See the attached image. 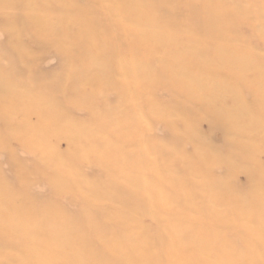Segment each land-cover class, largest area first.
Segmentation results:
<instances>
[{
    "label": "rangeland",
    "instance_id": "374dc122",
    "mask_svg": "<svg viewBox=\"0 0 264 264\" xmlns=\"http://www.w3.org/2000/svg\"><path fill=\"white\" fill-rule=\"evenodd\" d=\"M227 1L252 12L228 32L232 56L252 72L201 99L156 79L171 71L163 58L191 59L181 52L203 41L196 29L164 33L174 39L165 50L128 51L120 19L135 11L112 14L108 1L36 0L0 12V225L30 237L0 234V264H264V22L250 8L264 0ZM31 12L62 42L34 36ZM78 28L91 31L87 41ZM108 53L144 68L124 74ZM89 57L105 69H88ZM143 72L152 79L137 82ZM225 114L235 130L216 120ZM42 240L53 258L24 257Z\"/></svg>",
    "mask_w": 264,
    "mask_h": 264
},
{
    "label": "bare ground",
    "instance_id": "6f19581e",
    "mask_svg": "<svg viewBox=\"0 0 264 264\" xmlns=\"http://www.w3.org/2000/svg\"><path fill=\"white\" fill-rule=\"evenodd\" d=\"M35 1L36 0H0V12L6 17H8L10 12H7L6 7H30L32 6V3H35ZM93 1H97L101 5L103 4V7H107L105 5V2H111V5L108 6V9H110L112 14H117V12L119 11L116 7L125 9L128 13L132 10L135 11V18L133 20L124 17L120 19L117 15H114V19L119 25L121 24V22L118 19H120L121 21H127L126 25H120L118 38L120 39V41L132 46L128 48V51H138L142 48L146 49L147 51L156 49L165 50L168 46L170 47V42L174 41V39H164L162 38V35L164 33L170 34L174 32L173 30L180 29L182 27L193 28L196 29L199 33L203 34L204 37L201 43H197L196 41L191 40L190 46H188V44L183 47L184 50L182 51H184V54L182 52L181 54L191 58L189 61L186 62L183 59L177 60L175 58H167L166 60V58H163V60H161L160 62L161 68V63L164 64V62L167 61V66L169 67V69H171V71L165 72L166 74L163 71L158 72L156 75V79H164L163 81H165L167 84H170L172 88H176L174 91H176L177 93H185V96L190 99H201L202 97L211 98L216 93L221 92L224 87L233 89L232 87L235 86V82L238 83L240 81H243V79L245 80L247 78L249 72L246 73L244 71V68H248L247 66H250V64L246 62L243 57L235 58V56H232V54L235 53V48L230 43L231 40H229L228 38L230 33L228 32L235 26L236 22L239 23L241 21L245 23V21L251 18L249 14H251L252 12L249 8L243 9V7L239 6L238 3H233L227 0H199L198 3H196L195 0ZM260 1L262 2V0ZM50 3H53V1H50ZM112 3H114V6H112ZM257 3L263 4L260 2ZM178 6L182 8L179 9ZM251 6L253 7L250 8L254 9L253 13H255V15H260L262 17L261 20L264 22V6L260 5V9H258L257 5L254 4ZM62 9L63 8H61V10ZM73 10L77 14L75 13V15H72L71 17H75L79 14V7L75 6ZM178 11L181 12L182 17V21L180 24L175 21V17L177 18V16H174L177 14L176 12ZM234 17L235 22L233 21ZM28 18V27L30 25L29 29L33 31L34 36L37 35L38 37H45L54 42V44L62 42L61 40L59 42V40L57 39L58 34H56L53 27L44 24L43 20L46 19V16L44 14L39 15L34 12H31L29 13ZM67 21L70 22V20ZM68 22H66L64 18L58 19L56 21V23L62 25L67 24ZM5 29L8 36H16L17 32L15 29H11L10 26H5ZM26 29L28 30V28ZM78 30L79 36L82 37L85 41H87V38H89L91 31L84 28H78ZM167 36L171 37L169 35ZM15 41V44L18 45V41ZM147 44H150L151 46L148 47L146 46ZM58 49H67V46L58 45ZM18 51L19 50L17 49L16 58L19 59L23 55L25 57L28 56ZM67 51L68 50H66L65 52ZM108 59L109 62L114 60L115 64L123 70L124 74H126V72L128 74V71H131L134 68H137V70H143L144 68L142 64L134 58H120L117 55L108 53ZM105 62H107L105 59H103V61H100L93 57H89L86 60V66L88 67V69L93 70V72H95V70L103 71L105 69ZM211 63H213V66H211ZM199 69H204L206 72L201 73L202 70L198 71ZM223 69L226 71L225 74L222 72ZM196 70L198 72H196ZM196 73L201 74L197 76ZM147 74L148 77L150 76V78L152 79L149 72H143L137 78V82L143 80L144 77L147 76ZM218 74L223 75V78L225 80L221 79V82H219L218 77H216ZM253 76L257 77L258 75L253 74ZM226 77L231 82V85H229L230 83L228 84V82L226 81ZM85 79L86 77L82 80ZM222 113H224V111H222ZM216 120H220L225 126H228L231 130H235L234 116L225 114L223 116H217ZM113 123L114 121H112V124ZM112 124H110V126L115 127L117 125ZM149 164L150 166L155 165L154 163ZM200 187L208 188L209 184L202 182V184L199 185V188ZM7 204L10 209L12 208V211L16 210V203L14 201L8 200ZM7 218H9L10 220H14L15 214L13 212L8 213ZM23 227L24 226H18L16 224H4V226L0 225V234L5 235L6 232H10L11 237L16 240H18L17 237H20L22 239L26 238L30 240V237H28L29 235L27 233L24 235L21 234L24 231ZM57 230L60 231V234L61 230ZM32 243L35 242L33 241ZM57 243V240L51 242V244L55 247L58 246ZM29 245L31 246L30 251L26 250L24 255V257L28 256L27 259L43 260L48 256L52 258L54 257L53 250L51 252V250H48L45 247L47 245V241L45 242L44 240H42L39 243Z\"/></svg>",
    "mask_w": 264,
    "mask_h": 264
}]
</instances>
